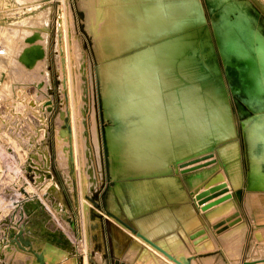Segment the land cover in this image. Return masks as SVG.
Returning a JSON list of instances; mask_svg holds the SVG:
<instances>
[{
	"label": "rangeland",
	"instance_id": "obj_1",
	"mask_svg": "<svg viewBox=\"0 0 264 264\" xmlns=\"http://www.w3.org/2000/svg\"><path fill=\"white\" fill-rule=\"evenodd\" d=\"M215 1L202 0V3L208 18L207 27L211 33V39L218 51L220 47L218 48L216 29L209 8V4ZM199 2L201 13L204 14L201 1L199 0ZM18 3L24 4V6L15 9L14 13L10 15L9 23L0 25V41L4 42L5 40V43L10 45V52L7 55L13 64V72L9 73L8 80L3 81V92L0 95V264H95L96 255L101 257V247L103 245L111 247L112 245L111 232L116 230L114 224L131 233L134 237L133 243H145L169 263H174L140 238V235L133 233L128 227L108 216L103 207L104 201L107 207L115 213L124 214L127 218H134L135 207L132 203L141 199L146 207H156V213L172 217L175 223L169 225H174L173 230L177 231L178 237L182 235L191 246L196 244L211 247L209 238L205 239L210 236L201 226L200 217L194 206L187 202L188 194L179 176L169 172V164L156 173L129 174L134 168L139 169L142 166L148 169L162 163V159L150 160L147 157H142V160L138 161L139 164L136 161L125 159V163H122L123 166L117 170L118 173H114L112 170L113 152L106 134L107 118L102 107L103 90L111 85H119L121 89L131 87L123 86L126 80L123 68L116 64L110 66L108 63L114 58L119 59L130 50L109 55L110 46L102 41L100 35L102 24L104 26L105 21L100 16H93V7L88 0H18ZM252 3L261 10L264 16V0H252ZM2 17L4 20L7 19L3 14ZM197 24L201 23L195 22L189 28ZM61 27L63 34L60 38L59 29ZM24 30L27 31V34L26 32L24 34ZM12 32L16 33L14 34L17 39L16 43L14 35L13 40L10 39ZM178 32L180 31L171 32L170 35ZM68 36L71 38L78 36L79 44L83 49L78 53L80 58L84 54L83 65L80 63V66L84 67L83 72H78L81 75L82 85H79L81 90H77L74 86V74H77L78 67H76L73 56V45ZM65 38H67L64 45L65 65L68 68L69 79L73 80L69 96L71 95V100L75 102L76 110L77 108L79 110L80 103H83V107L85 106L87 118L85 133L89 137L88 144L92 153L90 155L88 151V157H84L82 160L79 155L80 144L74 135L73 150L79 193L78 208L75 207L66 184V176L69 175L68 144L65 145L68 163H62L60 156L63 157L64 154L60 155L57 133L60 96L62 97L59 46L63 44ZM32 54H34L33 58H31ZM217 62L220 74L218 76L222 80L223 88L233 108L235 120L230 118L228 107L222 113L225 115V119L228 118L234 122V126L236 122L238 136L243 143L241 150L244 155L246 116L255 113V122L252 125L249 124L248 129L254 133V136L257 135L255 139H259L264 134L260 130L264 122L260 119L261 113H264V106L256 110L243 100L246 98V86L242 81L243 70L237 63H227L223 54ZM43 64L44 72L42 71ZM106 65L107 67H105ZM104 68L105 70L102 72ZM41 72L44 73V78L48 77L47 86L49 88L43 89L44 93L46 92L45 95L41 92L43 88L41 82H44L41 79ZM41 93L42 95H40ZM41 96L42 98H40ZM47 96L53 99V105L50 108L45 105ZM185 99L186 96H180L179 107L177 105L170 106V109L173 110L172 116H179L186 109L183 103ZM249 104L251 105V103ZM257 104L255 102L252 106ZM78 110L77 114H83ZM89 116L93 117L92 122ZM70 119H72L71 122L75 119L72 112ZM75 123L74 120L73 128ZM229 128L227 126L223 131H207L209 136L197 144L196 150L190 151H194V153L195 151L197 153L205 151L207 144L213 139L211 136L213 134L218 137V140L233 136L234 134L230 132ZM95 133L99 138L98 146L94 139ZM233 140L221 146V150L227 158H229L226 152L227 146ZM118 148H122L120 144ZM190 151L185 146L177 151V154L187 155ZM57 155L59 165L56 162ZM123 156L129 157L130 151H126ZM119 159L123 160L122 157ZM219 161L221 167L210 178L208 185L219 183V179H221V182L226 181L230 188L233 187L235 193L245 191V162L243 161L244 171L242 172L241 168L239 181L236 184L230 171L224 169L222 159L219 158ZM252 174L253 167L250 169V176ZM124 184L126 185L123 186ZM129 189H133V192L128 191ZM164 191L169 197L174 198L175 202L172 205L159 206ZM88 195L97 199L101 208L89 200ZM84 200L88 205L87 209L84 207ZM95 211L102 213L103 216H97ZM179 213L189 220H183ZM214 216L211 214V217ZM142 225L145 228L148 227V224ZM166 226L168 227V224ZM260 231L264 232V229L254 231L251 228L241 229L233 237L224 235L217 243L225 245V247L226 244L231 245V243L237 246L228 250L227 254L230 257L236 255L238 248L243 244V255L246 258H262L264 257V237L262 240L254 237V233ZM143 232L146 233V231ZM178 237L171 238V241L175 240V242L170 243L159 239L158 241L154 240L169 247L173 252H177L176 255H183L182 258L186 264H198L194 257L198 252H191L187 245H184L185 241ZM22 239L28 241L23 244ZM255 240L258 243L253 245ZM195 247L198 248V246ZM259 264H264V262Z\"/></svg>",
	"mask_w": 264,
	"mask_h": 264
},
{
	"label": "bare ground",
	"instance_id": "obj_2",
	"mask_svg": "<svg viewBox=\"0 0 264 264\" xmlns=\"http://www.w3.org/2000/svg\"><path fill=\"white\" fill-rule=\"evenodd\" d=\"M88 2L92 4L93 16H100L105 21V25L103 26L102 24L100 35L102 41H105L110 46L109 55L130 50L129 53L120 56L119 59L114 58L108 63L110 66L116 64L123 68L126 75L123 86L127 85L131 87L121 89L119 85H111L103 90L104 99L102 107L107 118L106 134L112 149L111 151L113 152L112 170H114V173H118L117 170L123 166L122 163H125V159L136 161L139 164L138 161L142 160V157H147L150 160L162 159V163L158 164L157 167L148 169L142 166L139 169L134 168L129 174L156 173L168 165V152L177 153V151L185 146L188 147V151L198 147L197 144L209 136L207 135V131H223L228 126L230 127V132L235 134L233 128L234 122L231 119H225V117L220 119L223 113L219 109L215 110L210 115L211 117L206 116L204 113L205 106L203 107L204 103L196 95L191 94L189 90L188 92L186 90L181 92L173 86L169 73L171 66L176 60L175 49L169 47L167 44L157 47V42H154L170 36L171 32L184 31L195 22L205 23V17L201 13L199 0H88ZM209 8L213 16L220 51L224 55L225 61L227 63H237L243 70L242 81L246 86V98L243 100L253 109L258 110L262 108L264 106L262 105L264 102V16L261 10L252 3V0H216L214 3L209 4ZM27 31L24 30V34L25 32L27 34ZM14 34L16 33L12 32L10 39L13 38ZM61 34H63L62 27L59 29L60 38ZM14 36L16 39V35ZM68 37L70 38V43L73 45V56L76 67H78V77L76 73V75L74 74V86L78 90L82 85L80 82L81 75L78 72H83L84 67L80 66V63L84 60V54L81 58L78 55L79 51H83L79 44L80 39L78 36L75 38L73 36L72 38ZM66 39L59 46L60 71L63 80L61 85L62 108L70 110V113L72 112L75 116L74 120L76 123L74 128L72 124L74 120L71 122L72 131L74 129L73 142L74 135H76L81 149L79 155L84 160V157H88V151L90 155L92 154L91 147L88 144L89 137L85 133L87 118L83 103L79 105V110L83 114L79 112V115L77 114L78 108L76 110L75 102L71 100V95L69 96L73 80L69 79L68 68L65 65L66 54L64 45ZM2 43H5V40ZM12 47L14 48V45ZM1 57H3L2 54ZM33 57L34 54H32L31 58ZM44 67L43 64V72ZM104 70L105 68L102 72ZM41 79L44 81L41 82V86L43 87L41 92L45 95L46 92L44 93L43 89H47L48 87V77L44 78V73L41 72ZM49 96L45 97V105L50 108L53 105V99ZM180 96H186V99L183 101L186 109L179 116L174 117L171 115L173 110L170 109V106L177 105L179 107ZM255 102L258 104L252 106ZM91 119L92 122L93 117ZM62 121L63 119L59 115L57 117V133ZM257 121L260 122V120ZM58 136L60 155L64 154L63 157L60 156L61 162L68 163L65 147L68 141L59 133ZM94 139L97 144L96 146H98L99 138L96 133ZM261 139L264 142V134L259 137V140ZM232 143L228 144L226 150L228 157L233 160L228 166V171L233 176L234 182L238 184V177L241 174V166L237 158L238 142L233 140ZM119 144L122 148L117 149ZM128 150L130 151V156H123ZM252 155L254 160L252 174L254 182L251 185L264 186V167L260 166V162H256L262 156H260L259 151L257 152V147L255 146ZM121 157L123 160L119 159ZM220 182L221 179H219ZM128 191L133 192V189H129ZM84 207L85 209L88 207L85 200ZM113 218L118 221L115 217ZM146 236L155 241L151 236ZM140 238L170 258L151 242L141 236ZM155 242L186 264L182 258L183 255H176L175 253L177 252H173L169 247L157 241ZM167 242H175V240ZM170 259L175 264H179L174 259Z\"/></svg>",
	"mask_w": 264,
	"mask_h": 264
},
{
	"label": "water",
	"instance_id": "obj_3",
	"mask_svg": "<svg viewBox=\"0 0 264 264\" xmlns=\"http://www.w3.org/2000/svg\"><path fill=\"white\" fill-rule=\"evenodd\" d=\"M203 6L204 14L206 17L205 23L197 24L191 28H188L184 31H180L168 37H165L162 40L157 41V47L162 44H166L169 47L175 49V62L170 68L169 77L173 81V86L179 91L188 90L191 94L196 95L205 106L204 113L206 116L212 115L215 110L224 112V108L228 107L230 109V118L235 120L233 115V108L229 99L226 95V92L223 88V83L221 78L218 76L219 69L217 67L218 59L222 56L220 49L217 51L214 47L213 41L211 39V33L207 27L208 18L206 15V10ZM218 44V43H217ZM219 48V46H218ZM63 81V80H62ZM60 83V79H59ZM63 100L60 96V108L58 110L59 115L62 117L63 121L59 127L58 133L63 136L68 141V152H69V175L66 176V184L71 193L74 205L76 208L79 207V193L77 188L76 181V167L74 159V150H73V131L72 124L70 119V110H65L62 108ZM209 113V115H208ZM226 114V113H225ZM227 115V114H226ZM225 115L223 114L220 119ZM211 117V116H210ZM215 119V118H214ZM214 119H212L214 121ZM215 122V121H214ZM233 136L225 137L224 139L218 140L216 135H211L213 139L207 144L205 151L197 153L195 151H190L189 154L178 155L176 152H168L169 155V172L171 174L178 175L184 188L187 191L188 199L187 202H190L195 210L197 211L198 207L201 206L202 210H206L209 207L217 204L227 198L233 196V193L230 191V187L226 181L216 183L213 185H208L209 177L221 167L219 158L223 161V167L227 171L229 164H231L230 158L222 152L221 146L234 139L238 142V154L237 158L239 164L241 165L242 172L244 171V155L241 150L242 141L238 136V127L235 122ZM55 140H56V130H55ZM56 149L57 143H56ZM196 150L195 148H193ZM201 149V148H200ZM107 152V151H106ZM218 156V157H217ZM57 164L59 165L58 155L56 159ZM209 167V165H211ZM60 167V166H59ZM111 176V175H110ZM155 177V176H154ZM244 177V174H243ZM244 180V179H243ZM113 182V181H112ZM114 183V182H113ZM206 186L204 189H202ZM228 192V193H226ZM224 193L221 197L214 199L208 203V200L218 196L219 194ZM162 202L159 206H165V204H173L175 202L173 197H169L165 191L163 192ZM88 198L99 208L101 204L93 196L88 195ZM135 207L136 214L149 213L154 210L156 207H146L143 205L141 199L136 200L132 203ZM103 207L108 216L115 217L119 222L128 227L141 237L145 238L147 241L151 242L170 258L174 259L179 264H184L174 255L169 253L167 250L159 246L155 241L147 237L142 233L136 222L133 218H123L119 214L112 211L104 201ZM96 215L102 217L103 214L96 212ZM242 219L239 211H235L232 214L226 216L225 218L215 222L213 224L214 228L218 232H221L227 229L229 226L234 225ZM23 240V244L28 240ZM211 252H202L195 253L194 257H201ZM264 260V259H263ZM258 260H245V264L255 263ZM226 264H231L227 262Z\"/></svg>",
	"mask_w": 264,
	"mask_h": 264
},
{
	"label": "crops",
	"instance_id": "obj_4",
	"mask_svg": "<svg viewBox=\"0 0 264 264\" xmlns=\"http://www.w3.org/2000/svg\"><path fill=\"white\" fill-rule=\"evenodd\" d=\"M0 25L3 26V24L9 23L7 19L4 20V17L0 15ZM12 23V22H11ZM1 42V41H0ZM2 43V42H1ZM5 44L8 49L5 54H2L3 57H1L0 54V95L3 92V81L8 80L10 78L9 73L13 72V64L12 61H10V57H8L7 53L10 51V45L6 43ZM7 57V58H4ZM11 63H9V62ZM7 62V64H6ZM5 63V66H4ZM10 64V65H9ZM10 83V82H9ZM12 85V82H11ZM255 113H251L246 116V122H247V128L246 133L244 135V162H245V191L241 193H235L233 191V187L230 188V191L233 193V196L230 198H227L217 204H214L213 206L209 207L206 210H202L201 206L197 209V214L200 217L201 220V226L205 228L208 235L210 237H206L205 239H208L211 241V247H205L194 245L191 246L189 241L186 238L178 237L177 231L173 230V226L169 225L172 223H175L172 219L169 218V216L165 214H159L155 212V209L150 211L149 213H143V214H136L133 218L134 222H136L138 228L140 231H146L143 232L146 235L151 236L153 239L162 240V241H169L171 238L178 237L181 240H184V245H187V248L191 252H211L210 254H207L205 256L197 257L196 261L198 264H226L227 262H230L231 264H245V260H258L255 262V264H259L260 260H263L262 258H246L245 255H243V247L242 244L237 252L236 255H231L230 257L227 252L230 249H234V247H237L235 245L226 244L225 245H219L217 243L218 241H221V238L224 235H228L230 237H233L236 235L237 232L241 229L248 230L251 228L253 231L257 229H264V186H251L250 184L254 182V177L250 176V169L254 165L253 160V149L254 146L257 147V152L259 151L260 158L257 159L256 162H260V166L264 167V142L263 140L255 139L254 133L252 131H249L248 125L254 124L255 122ZM262 121H264V113H261ZM260 130L264 133V122L260 128ZM209 165V167H211ZM217 172V171H216ZM214 172L210 177L212 178L213 175L216 173ZM210 181V180H209ZM209 183V182H208ZM206 186H204L202 189H204ZM228 193V192H226ZM240 194V195H239ZM224 195V193L219 194L218 196L208 200L206 203L217 199ZM172 204H165V206H169ZM229 207V208H228ZM226 208V209H225ZM223 211V212H222ZM235 211H239L240 215L242 216V219L235 223L234 225L229 226L227 229L218 232L216 228H214L213 224L226 216L232 214ZM220 212V213H218ZM222 212V213H221ZM217 213V214H216ZM181 218L183 220L187 219L185 217H182L183 215L179 213ZM211 214H214V217H211ZM123 218L127 219V216L124 214H121ZM120 215V216H121ZM132 218V217H130ZM189 220V219H187ZM142 224H148V227L145 228ZM168 224V227L166 226ZM116 230L111 232V241L112 245L111 247L108 245H103L101 247V257L98 255L95 260V264H171L169 261H167L164 257L156 253L154 250H152L150 247L146 246L145 243H133V235L123 230L121 227H118L115 225ZM241 226V227H240ZM144 229V230H143ZM131 230V229H129ZM132 231V230H131ZM189 234V232L187 231ZM261 233V235H259ZM154 236H152V235ZM255 239L262 240L264 237V232H255L254 233ZM258 241L255 240L253 242L254 244H257ZM195 246H198L196 248ZM229 247V248H228ZM222 261H224L222 263ZM261 262H264L261 261Z\"/></svg>",
	"mask_w": 264,
	"mask_h": 264
},
{
	"label": "built area",
	"instance_id": "obj_5",
	"mask_svg": "<svg viewBox=\"0 0 264 264\" xmlns=\"http://www.w3.org/2000/svg\"><path fill=\"white\" fill-rule=\"evenodd\" d=\"M24 4L18 3V0H0V15H5L7 20L10 19V15L14 13L15 9L22 8ZM7 46L0 43V54H5L7 51Z\"/></svg>",
	"mask_w": 264,
	"mask_h": 264
}]
</instances>
